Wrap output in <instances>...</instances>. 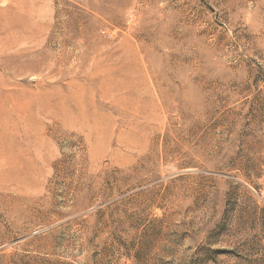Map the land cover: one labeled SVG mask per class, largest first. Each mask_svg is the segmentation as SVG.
<instances>
[{
    "label": "rangeland",
    "instance_id": "obj_1",
    "mask_svg": "<svg viewBox=\"0 0 264 264\" xmlns=\"http://www.w3.org/2000/svg\"><path fill=\"white\" fill-rule=\"evenodd\" d=\"M0 264H264V0H0Z\"/></svg>",
    "mask_w": 264,
    "mask_h": 264
},
{
    "label": "bare ground",
    "instance_id": "obj_2",
    "mask_svg": "<svg viewBox=\"0 0 264 264\" xmlns=\"http://www.w3.org/2000/svg\"><path fill=\"white\" fill-rule=\"evenodd\" d=\"M84 115V113L83 112H81L80 114H79V116H83ZM86 124V123H85ZM119 148V147H118ZM82 180H83V178L84 177H80ZM10 181V180H9ZM17 184V180L16 179H11V185H16ZM21 186H22V184H21ZM20 186V187H21ZM15 211H16V214L18 213V207H16L15 209H14V211H12V214H15ZM36 213H42L43 212V209H42V207H39L36 211H35ZM9 213H11V212H9ZM30 215V213L28 212V214H27V216H29ZM10 216V220H11V222L13 221V222H16L15 221V218H14V216L13 215H7V217H9Z\"/></svg>",
    "mask_w": 264,
    "mask_h": 264
}]
</instances>
